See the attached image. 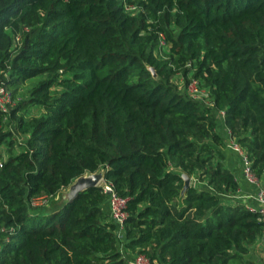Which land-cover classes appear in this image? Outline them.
Returning <instances> with one entry per match:
<instances>
[{"label":"trees","instance_id":"trees-1","mask_svg":"<svg viewBox=\"0 0 264 264\" xmlns=\"http://www.w3.org/2000/svg\"><path fill=\"white\" fill-rule=\"evenodd\" d=\"M0 85V264L248 262L264 220L231 199L217 126L264 181V0H0ZM98 171L121 236L100 184L46 206Z\"/></svg>","mask_w":264,"mask_h":264},{"label":"built area","instance_id":"built-area-1","mask_svg":"<svg viewBox=\"0 0 264 264\" xmlns=\"http://www.w3.org/2000/svg\"><path fill=\"white\" fill-rule=\"evenodd\" d=\"M193 86V88H192ZM196 80H191L187 86L192 92V96H198V88H197ZM202 93H200L201 95ZM14 102V97L12 96L11 91L3 85H0V109L5 111L11 106ZM228 133L227 147L231 150L238 153L240 162H241V172L246 180L254 183L256 185L254 196L258 201L259 205L256 208H250L252 210H257L260 214V217L264 220V184L261 182L259 177H257L252 168H251V160L249 159L245 149L241 146L237 140L232 137L229 133V130L226 128ZM2 147V148H1ZM6 158V148L4 145H0V166L3 160ZM102 180L99 183L102 188L108 193V204H109V215L111 219L117 225V234L121 236V232L123 229V222L126 215L125 211V203L126 197L118 195L112 188V185L109 181ZM48 202V197L46 195H39L31 197L29 204L31 206L43 205ZM128 264H151L150 261L141 253H136L132 257H128Z\"/></svg>","mask_w":264,"mask_h":264},{"label":"crops","instance_id":"crops-1","mask_svg":"<svg viewBox=\"0 0 264 264\" xmlns=\"http://www.w3.org/2000/svg\"><path fill=\"white\" fill-rule=\"evenodd\" d=\"M217 128L220 134H222L224 138L226 137V143L223 149L224 162L233 171L238 182L237 191L236 193L231 195V199L238 201L239 203H242L249 208L258 207L259 203L254 196L256 185L245 179L241 172V162L238 153L227 147L228 133L226 131V126L223 123L222 118L219 119ZM191 181L192 180L190 177V182ZM104 206L105 209L109 212V204L107 201ZM244 259L248 262H244L242 264H264V232L260 236H258L252 244L249 245V250L244 255Z\"/></svg>","mask_w":264,"mask_h":264},{"label":"rangeland","instance_id":"rangeland-1","mask_svg":"<svg viewBox=\"0 0 264 264\" xmlns=\"http://www.w3.org/2000/svg\"><path fill=\"white\" fill-rule=\"evenodd\" d=\"M182 79V77H181V75H180V73H176L175 75H174V77H173V80H174V82L179 86V89H181V90H183V81L181 80ZM30 81H27L26 82V84L27 83H29ZM26 84H24V87H26ZM192 88H193V86H192ZM185 90V89H184ZM186 92H187V94H190V95H192V92L190 91V89L188 88V91H187V88H186ZM40 112V107L39 106H37V105H35V104H33V105H31V106H29L28 108H26V111H25V113L26 114H38ZM228 137V136H227ZM226 138V137H225ZM225 138H224V140H225ZM226 143V142H225ZM5 147V146H4ZM225 147V146H224ZM2 148V147H1ZM6 148V147H5ZM100 174L101 172H94V173H85V174H83V175H85V176H88V175H90V174ZM102 175H100V179L97 181V184H99V183H101V182H99V181H101L102 179ZM195 178L196 177H194V175L191 177V182L190 183H194V181H195ZM261 182H263V177H260V179H259ZM75 182V181H74ZM70 190H71V185H69V186H67V187H65L64 189H62L61 190V192L55 197V199H52V200H50V202H48L47 204H46V206H51V207H54V204H59L60 203V201L61 200H63V199H65V198H67V196H68V193L70 192ZM59 200V202H57ZM35 208H33L34 210H36V211H40V210H42V207L40 206V205H38V206H34Z\"/></svg>","mask_w":264,"mask_h":264},{"label":"water","instance_id":"water-1","mask_svg":"<svg viewBox=\"0 0 264 264\" xmlns=\"http://www.w3.org/2000/svg\"><path fill=\"white\" fill-rule=\"evenodd\" d=\"M152 74L154 75V69L152 67H150ZM94 173V172H93ZM100 175H102L101 173L99 174H90L88 176L85 175H80L78 177L75 178V182L73 181L70 185H71V190L68 193L67 199L71 198L72 196H74L79 190L86 188L88 186L91 185H96L97 181L100 179ZM183 177V188H182V192L184 191V189L190 184V176L186 173L182 174Z\"/></svg>","mask_w":264,"mask_h":264}]
</instances>
